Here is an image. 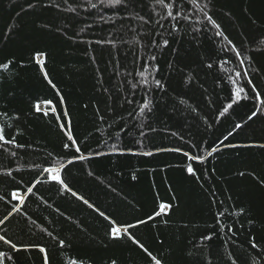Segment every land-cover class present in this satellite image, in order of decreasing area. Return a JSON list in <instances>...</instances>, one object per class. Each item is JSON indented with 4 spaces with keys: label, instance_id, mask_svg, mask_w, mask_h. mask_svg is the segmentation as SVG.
<instances>
[{
    "label": "trees",
    "instance_id": "trees-1",
    "mask_svg": "<svg viewBox=\"0 0 264 264\" xmlns=\"http://www.w3.org/2000/svg\"><path fill=\"white\" fill-rule=\"evenodd\" d=\"M165 2L0 0V264H264V0Z\"/></svg>",
    "mask_w": 264,
    "mask_h": 264
},
{
    "label": "snow or ice",
    "instance_id": "snow-or-ice-1",
    "mask_svg": "<svg viewBox=\"0 0 264 264\" xmlns=\"http://www.w3.org/2000/svg\"><path fill=\"white\" fill-rule=\"evenodd\" d=\"M103 2V0H102ZM108 4H112V5H116V4H120L121 0H107ZM157 3H159L162 7L166 8V9H172L175 7V5L173 3H166L165 0H157ZM192 5L195 8H200V11L202 12L203 16L205 17V19L207 20L208 24L211 25L212 28L216 29L215 35L218 37H222L223 39L227 40L228 37L226 35H224L223 30L221 29V26L213 19V17L211 15L208 14L207 11H205L204 9L207 8V5H204L203 7H201L198 3L197 0H191ZM168 16L176 19L177 17L173 16L172 11L168 12ZM195 31H200V29H195ZM229 43H231V41H229ZM167 45V41H165V46ZM231 51L236 53V55L239 57L241 55V52L236 48L235 45L232 46ZM40 55V54H38ZM152 59L154 60L155 57L153 56ZM209 68L212 67V64L208 65ZM146 73H149V68L148 66H145L143 71L139 73V75L142 78V82L145 84L150 83L148 81L147 75ZM238 75H240L238 73ZM244 76H247V72L243 73ZM249 83H251V80H249ZM155 84L158 88H163V85L161 84V82L159 80L155 81ZM244 91L243 87H239L235 90V92L233 93V96H239L240 93H242ZM253 91H255V86L253 85ZM256 99L259 100L260 99V94L257 93ZM46 104L50 103V102H45ZM148 105L147 103L144 104V106L141 108V111L144 110V108H147ZM229 108H232V103H229L228 106L224 109V112H227ZM45 114H47V109H45ZM256 115V112H253L251 116H249V119H252L253 116ZM237 128L241 127V125L237 124L236 125ZM67 139L69 141H71V144H65L64 148L65 149H69L72 145L76 144V141L74 140L73 136L71 134L68 135ZM0 141L4 142L5 144L8 143H13L14 139L12 141H9L6 138V133L5 130L0 129ZM75 151L78 153L80 151L79 147L77 146ZM175 151H179L178 149ZM185 156L188 157L189 160L194 159L195 157L189 156L188 153H184ZM209 155H211V153H209ZM195 159H199V158H195ZM71 162V161H69ZM186 171L188 172V174L190 175H195V171L193 169V167L191 165L188 166V168L186 169ZM43 172L45 174H47L48 176H50L49 182L50 183H58L65 192L71 191V189L67 186V184L64 182L62 176H61V169L55 166L52 167H46L43 169ZM8 175H11V173H8ZM241 175H243V173H241ZM39 182V181H38ZM27 192L29 194H31L33 192V187H28L27 188ZM72 196H74L76 199L78 200H83V202L89 207V208H93L94 206L89 203L87 200H84L82 197H80L75 191H71ZM20 196V193L18 191H12L11 192V198L12 200H16L18 197ZM4 197L0 196V200H3ZM23 203V202H22ZM168 207V205L166 204H161L160 208L164 209ZM20 208H18L15 204L12 205V211H10L8 213V215H6L3 219H0V225H3L8 219L9 217L13 214V212H19ZM100 215L104 217L105 220H108L111 227L109 228L108 231V237L109 239H113V240H119L122 239L124 237V235H128V238L130 240H132V242L134 244H137L139 247H141L145 252H147L148 250L146 248H144V246L142 244L139 243V241L135 240L130 234H128L126 231L122 232L121 227L116 226V223L114 221H111L110 218L108 216H106L103 212H100ZM140 223H144V221H140ZM126 227L130 228L132 227V225H127ZM204 239L206 240H210L211 237L210 236H206L204 237ZM0 241H3L4 244L6 245H10L12 249H16L17 246L12 243L9 239H6L4 236H0ZM61 245L63 246V241H60ZM257 245L255 243L252 244V247L255 248ZM40 252L44 253L45 249L44 248H40L39 249ZM5 254L3 252H0V257H3ZM149 256H151V259L153 260L154 264H162V262L157 259L155 256H152V254L149 252L148 253ZM44 264H49L48 261V257L47 255H45L44 257ZM72 264H75V261L72 262ZM112 264H115V261L112 262Z\"/></svg>",
    "mask_w": 264,
    "mask_h": 264
},
{
    "label": "rangeland",
    "instance_id": "rangeland-1",
    "mask_svg": "<svg viewBox=\"0 0 264 264\" xmlns=\"http://www.w3.org/2000/svg\"><path fill=\"white\" fill-rule=\"evenodd\" d=\"M38 60H40L41 61V57H38ZM39 108H42V107H39ZM19 199H21V197H18ZM163 211H165L166 210V208H164V209H162Z\"/></svg>",
    "mask_w": 264,
    "mask_h": 264
},
{
    "label": "water",
    "instance_id": "water-1",
    "mask_svg": "<svg viewBox=\"0 0 264 264\" xmlns=\"http://www.w3.org/2000/svg\"><path fill=\"white\" fill-rule=\"evenodd\" d=\"M39 107H42V106H39ZM39 107H38V109H40V110H42V109H43V108H39Z\"/></svg>",
    "mask_w": 264,
    "mask_h": 264
}]
</instances>
